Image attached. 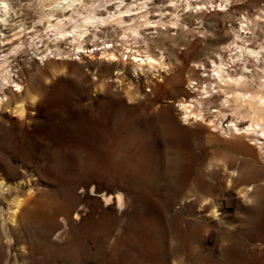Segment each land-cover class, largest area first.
<instances>
[{
	"label": "rangeland",
	"instance_id": "rangeland-1",
	"mask_svg": "<svg viewBox=\"0 0 264 264\" xmlns=\"http://www.w3.org/2000/svg\"><path fill=\"white\" fill-rule=\"evenodd\" d=\"M6 2L0 264H264V220L251 212L258 202L238 194L244 186L264 195V136L237 133L228 124L242 130L250 117L233 113L230 99L222 105L234 88L264 95V0ZM127 8L124 23L113 20ZM88 15L95 18L86 22ZM132 23L138 34L124 30ZM146 55L166 71L148 84L133 75L115 81L121 67L110 62L128 66ZM219 61L245 79L220 84L212 76ZM15 94L29 108L21 122L11 112ZM179 103L197 105L199 116L183 121ZM81 188L123 192L125 209L80 196ZM28 193L37 217L14 227L13 200Z\"/></svg>",
	"mask_w": 264,
	"mask_h": 264
},
{
	"label": "bare ground",
	"instance_id": "bare-ground-1",
	"mask_svg": "<svg viewBox=\"0 0 264 264\" xmlns=\"http://www.w3.org/2000/svg\"><path fill=\"white\" fill-rule=\"evenodd\" d=\"M185 2H186V7H189L191 5L192 0H185ZM195 8H200V6H197ZM7 10H8V4H7L6 0H0V11L1 12L3 11L4 14H6ZM129 10L130 9H128V8L126 10L120 9L115 16L112 15V16H114L113 20H115L117 23H121V24L124 23L125 21H124V19L122 17L124 14L122 15V13L124 11H129ZM217 10H221V9L219 8ZM146 15H147V12H142L141 13V16H143V18L145 20L143 22H140V23H142V24L145 23L146 24V23L149 22L147 20V18H146ZM93 18H95L94 15H88L86 17L85 21L86 22L91 21ZM130 26L124 28V30L128 29L132 33L138 34V26L137 25L133 26V23ZM123 27H125V26H123ZM82 33L83 32H80L77 36L80 37ZM77 43H78V47H79L81 42L79 40H77ZM237 47L239 49L238 51H240V53H242V54H243V51H247L248 53L255 54V56H257L259 54V51H257V50H252V49L250 50V49H246V48H241L239 46H237ZM263 51H264V49H263ZM259 57H260V54H259ZM114 58H115L114 54H110V56L108 57L109 60H114ZM130 60H131V63L128 66H124L122 63H119V62H110L116 68L117 67H121V68H118V70L114 73V78H115L116 82L121 83L124 79H126L127 76L130 77V76L133 75V77H137L138 78V81L140 80V78L142 80V77H144V80H142V82L148 84L149 81H150V74L153 75L155 73H158V75H159L161 71H166V68L164 67V64L162 63L160 58L156 59V58L151 57L150 55H146V57H144V58L143 57L142 58L134 57L133 59H130ZM8 67H9V64H8L7 58L3 57L2 59H0V111H3L4 109L10 107V104H9L10 102L7 101V97H6V96H8L7 95V91L3 90V86L5 85V82H7L8 79L10 78V71H9ZM122 69L125 70L124 71L125 74L121 73ZM140 73L143 76H140ZM214 75L216 76L215 79H218L220 84H223V85H226V86L230 85V84L239 85L245 79V76L243 74H237V73H233L232 74L231 71L228 70V68L225 69L224 64H222L221 61H219V63H214L212 76H214ZM17 84L18 83H16L15 85H17ZM136 84H138V83H136ZM140 85H141V83H140ZM214 85H215V83H214ZM203 86H205V85H203ZM260 87H264V82L260 83ZM119 88H121V87H119ZM203 89H206V86L203 87ZM219 89H220V86H219ZM124 91H125V89H124ZM205 92H210V90H208V91L205 90ZM224 94H225V96H224V98L222 100V105H225L226 102H230L231 101V104L230 105L228 104V105L230 106V110L233 113H241V114H244V115L250 117L249 125H247V127H245L242 130L239 127H237L236 123L233 122V121H231L230 122L231 124H228V126L231 127L233 130L237 131V133H243V134H250V133H252V131H255L256 128H257L258 131L260 132V134L264 136V95L261 94L260 92L259 93H257V92L252 93V92H248V91H239L236 88H234L233 90H230V91H225ZM20 98H21L20 94H15L13 96L12 101L15 103V106L13 107V110H11V112L15 113L17 115L18 121L21 122V121H24L27 118V114H28L27 111H28L29 108L27 106H24L23 103H19L18 102L20 100ZM229 99H230V101H229ZM177 106L180 109L183 121L187 120L191 115H194L195 117L199 116V112L196 111L198 109L197 108L198 106L195 105V104H191L190 105V104H185V103H179ZM195 111H196V113H195ZM260 171L261 172H259V174L262 173L263 169H261ZM263 174H264V171H263ZM225 181H226L225 183H227V187H231V186H233V184H235L236 178L233 175V173L229 172V173H226ZM0 187H1V189H4V190L7 188V186H5V183H3L2 181L0 182ZM88 187H90V186H88ZM89 191H91V190L89 189ZM29 192H31V191H29ZM79 192H80V196H83V195H86V194H87V196H88V194L96 196L97 198H99V200L102 202L103 205L109 204L111 202L113 203V200H114V204H116V207H117L118 210L124 208V206L126 205V201H125V197L123 195V192H116V193H113V194H106L107 192L106 193H104V192L94 193V192H88L86 190V188H81ZM238 194H239V197L246 203H250V202L256 203V202H258L256 204H254L253 206H251L252 207L251 208V212H252V214H254V216H258V217L260 216L264 220V195L260 198L256 194L250 193L249 188H246L244 186H241V187L238 188ZM32 199H33L32 194L28 193L26 195V197H24V198H17V199L13 200L14 206L12 207V209L10 211V223H11V225H14V227H16L20 223L21 224L23 223V225L25 226L26 223L29 224V222L31 223L32 221H34L35 217H37V216H35V214H37L36 211L38 209V205L36 203L29 204V202ZM202 202L204 204V202H206V199L203 198ZM217 209H215V206L213 205L211 207V209H210V212H209L210 215H212L213 217H216ZM112 210H113V208H112ZM122 212H124V211H122ZM50 214H52V213L50 212ZM53 214H55V213H53ZM81 214H82V212H81V209H80V206H79V208L74 210V214H73L74 218L78 219L81 216ZM43 217H45V216H43ZM71 217L73 218V216H71ZM39 219H41V218H39ZM48 220H51V219H48ZM65 223H67V222H65ZM62 233H63V231L56 232L53 237L55 239H58V240L59 239H63L64 236H63ZM8 240H9V242L12 241V239L10 237L8 238ZM21 248L20 249L23 251L24 250L23 246Z\"/></svg>",
	"mask_w": 264,
	"mask_h": 264
}]
</instances>
